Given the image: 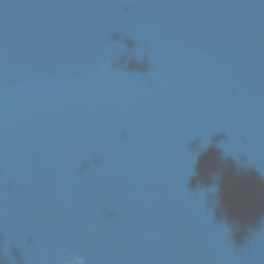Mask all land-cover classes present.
Listing matches in <instances>:
<instances>
[{
    "label": "water",
    "instance_id": "obj_1",
    "mask_svg": "<svg viewBox=\"0 0 264 264\" xmlns=\"http://www.w3.org/2000/svg\"><path fill=\"white\" fill-rule=\"evenodd\" d=\"M264 264V0H0V264Z\"/></svg>",
    "mask_w": 264,
    "mask_h": 264
},
{
    "label": "clouds",
    "instance_id": "obj_2",
    "mask_svg": "<svg viewBox=\"0 0 264 264\" xmlns=\"http://www.w3.org/2000/svg\"><path fill=\"white\" fill-rule=\"evenodd\" d=\"M66 264H85V258L83 256H75L68 260Z\"/></svg>",
    "mask_w": 264,
    "mask_h": 264
}]
</instances>
